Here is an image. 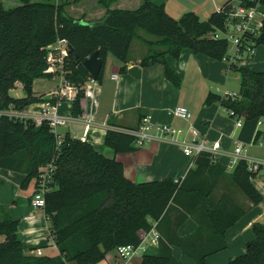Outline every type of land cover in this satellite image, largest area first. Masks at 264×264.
I'll list each match as a JSON object with an SVG mask.
<instances>
[{
	"label": "trees",
	"instance_id": "trees-1",
	"mask_svg": "<svg viewBox=\"0 0 264 264\" xmlns=\"http://www.w3.org/2000/svg\"><path fill=\"white\" fill-rule=\"evenodd\" d=\"M17 1L19 6L13 8L0 2V169L25 175L21 189L26 191L43 167L55 166L44 214L60 254L26 255L13 205L0 206V237L4 238L0 264H100L119 247H138L154 229L160 235L158 252L145 255L142 264H184L176 258L174 249L195 264H208L210 257L227 250V232L247 214V207L227 193L217 195L220 182L229 179L253 206L264 201L253 184L259 173L249 172L246 162H240L230 173L226 166L204 154L183 180L134 183L126 178L122 162L105 157L90 143L70 133L59 142L47 122L37 126L2 113L44 103L42 96L35 94L34 84L38 79L52 78L46 73L48 48L59 40H67L74 49L65 65L67 79L83 87L91 78L84 62L96 52L104 64L98 83L103 81L110 55L123 65L121 72L125 73L132 44L143 31L157 40H142L149 52L141 66L161 65L165 78L180 89L182 80L169 58L179 60L184 50H190L214 61L225 60L230 45L227 39H216L215 35L226 31L234 2L251 8L258 3L264 7V0H229L221 12L206 21L193 12L175 19L163 5L146 0L136 10L112 9L120 0H99L106 13L98 23L70 16L68 2ZM245 38L249 47L264 46V23L259 33H247ZM232 67L241 77L239 94L233 100L231 95L210 93L204 105L219 103L232 119H242L238 140L250 144L263 136L258 127L264 120V71L235 64ZM18 84L24 98L11 95ZM84 98L81 91L73 103V117L84 113ZM120 128L108 130L106 146L116 154L135 152L136 138L117 130ZM190 219L197 224L195 232L180 236L179 230ZM252 230L254 239L245 254L229 264H264V225L257 223Z\"/></svg>",
	"mask_w": 264,
	"mask_h": 264
},
{
	"label": "crops",
	"instance_id": "crops-1",
	"mask_svg": "<svg viewBox=\"0 0 264 264\" xmlns=\"http://www.w3.org/2000/svg\"><path fill=\"white\" fill-rule=\"evenodd\" d=\"M44 1L68 2L69 6L66 11L75 19L98 23L105 18L106 11L99 5V0H84L78 4L74 3V0ZM144 1L120 0L112 6V9L136 10ZM146 1L163 5L166 12L175 19L193 12L200 19L203 18L201 20L206 21L229 0ZM237 3L234 2V4ZM138 35L142 40L156 41L141 36L140 31ZM140 38L135 39L132 44L130 65L125 73L121 72L123 65L112 56L113 60L109 66L110 58L107 60L103 81L97 82L96 86L88 84V86L92 85L94 91V103L88 100L84 113H91L94 118L93 124L87 127L82 116L73 117V105L64 102L59 109L68 119V122L60 133L62 135L70 133L73 138L90 143L97 152L105 157L122 162L126 178L134 183H147L164 179L183 180L187 173L195 167V161L186 157L179 145L168 141L169 138L162 140L157 133L155 134L157 139L148 142L143 147L136 145L137 150L133 153L116 154L106 146L105 137L109 129H114V127L138 129L146 117H151L152 121L158 125L179 126L178 129L184 131L183 136L178 138L179 140L190 141L191 128L208 136L212 141L220 140L224 154L220 163L226 166L231 160L230 157L236 143L239 142L241 129L236 127V123H232L231 117V122L224 118V113H228L229 116L230 113L219 103L210 107H206L204 103L210 93L221 96L239 94L241 77L234 71L232 62L229 60L235 51L234 46L229 49V57L223 61H214L208 57L196 55L190 50H184L179 60L169 58L170 65L182 80V87L177 89L165 78L164 68L161 65L151 64L148 67H142L141 62L145 58L144 55L138 57L132 55L135 41L140 40ZM144 46L147 47L145 43ZM255 51L253 58L245 62L243 66L255 72H262L264 71V46L257 47ZM114 75L117 78H113ZM46 79H49L50 83L44 82V92L40 95L36 94V81L34 84L35 94L42 96L44 103L30 106L29 111H41L51 101L53 93L57 91L59 80ZM17 87L22 88L21 84H18ZM51 103L56 104V100H52ZM178 107L188 108L193 118L190 121L176 118L172 112ZM262 126L259 127L263 133L260 140H264ZM219 128L224 129V131ZM214 130L218 134L219 130L225 132V135H221L225 139L222 140L221 136L220 139L213 137L215 135ZM248 152L253 157L264 158V149L259 147L248 148ZM229 172L231 173V171ZM260 173L253 180V184L264 195V176H260ZM24 180L25 175L23 174L0 169V206L11 207L13 205L12 208L17 216H13L14 220L19 221L20 225L21 219L24 220V228L22 229L19 225V236L26 255L37 256V251L41 250L43 256L57 257L60 252L55 245L52 234L47 232L49 225L44 212L37 211L31 206L30 200L35 192V183L33 182L24 191L21 189ZM29 191L31 192L29 193ZM23 193L27 194L28 198ZM23 203L25 206H22ZM26 206L27 208H24ZM246 207L247 214L227 232V250L210 257L208 264H229L230 261L245 254L247 245L254 239L253 226L257 223L264 225V201L258 206H253L247 202ZM196 228L197 224L190 219L179 230V234L182 237L191 235ZM3 240L4 238L0 237V243ZM158 249L159 243L147 245L145 252L134 257L130 264H142L145 255H156ZM175 250L177 249H174V255L179 261L190 264L184 258L185 256H178ZM229 252L231 253L230 257H226V253ZM100 264H121V261L116 252L112 251Z\"/></svg>",
	"mask_w": 264,
	"mask_h": 264
},
{
	"label": "built area",
	"instance_id": "built-area-1",
	"mask_svg": "<svg viewBox=\"0 0 264 264\" xmlns=\"http://www.w3.org/2000/svg\"><path fill=\"white\" fill-rule=\"evenodd\" d=\"M220 9L218 12H221ZM264 23V7L258 3L251 8H244L238 2L233 4V11L230 14L229 20L226 25V31L219 32L215 35V38L227 39L229 45L234 46V53L232 57H229L232 64L244 67L243 64L253 58L255 55L254 47L248 46L247 33L257 34L261 30ZM223 35L224 37H222ZM246 48V50H245ZM48 70L47 74L52 75V78L59 80V86L51 100H56V104L47 103L46 107L39 112H32L27 110H18L13 108L3 112L14 120L20 121H32L37 126H41L44 122H47L51 128V132L57 137V140L61 142L64 135L60 133V128L67 125L68 119L60 115V107L62 103L66 102L72 104L76 101L81 91H84L85 98L82 100L83 110H85L86 102L91 100L94 103V91L92 85L96 86L97 81H94L91 77L90 80L83 87H78L72 84L66 77L67 71L65 70L66 61L70 55L69 43L67 40H59L56 44L51 45L48 48ZM245 50V51H243ZM227 59V58H226ZM113 78H117L116 75ZM88 84H92L89 85ZM236 95L231 94V98L234 100ZM176 118L184 121H190L193 118L191 111L186 107H178L173 112ZM85 125L90 127L93 124L94 118L91 113L86 112L82 114ZM236 127L241 129L243 126L242 119L235 118ZM263 121L259 123V127L262 126ZM258 127V128H259ZM120 131L128 133L136 138V145L143 147L148 142L157 139L156 133L163 139L169 138L168 141L179 145L185 156L193 159L194 161L201 155L208 154L214 162H221V157L224 156L222 152V142L220 140L212 141L208 136L200 133L194 128H191L190 141L179 140V136H183L184 131L175 128L170 125H158L152 121L151 117H146L142 120L138 129H120ZM178 140V141H177ZM259 147L264 149V140L252 141L250 144L237 142L234 150L232 151L230 161L226 165L229 171H234L236 166L244 161L248 165V170L251 173H260L264 171V158L253 157L249 154L248 148ZM55 166L48 164L40 171L38 179L35 181V192L31 197V206L37 211L44 212L46 208V194L52 191L53 175L55 172ZM177 180L176 182H178ZM49 232V229L47 230ZM160 235L154 229L151 233L143 238V241L138 247L127 246L119 247L116 254L121 264H127L131 262L134 257L139 256L142 252H145L147 245H156L159 243ZM37 256H43L41 250L37 251Z\"/></svg>",
	"mask_w": 264,
	"mask_h": 264
},
{
	"label": "rangeland",
	"instance_id": "rangeland-1",
	"mask_svg": "<svg viewBox=\"0 0 264 264\" xmlns=\"http://www.w3.org/2000/svg\"><path fill=\"white\" fill-rule=\"evenodd\" d=\"M0 1H3L5 3V5L8 7V8H13V7H16V6H19V2L17 0H0ZM203 19V18H201ZM204 21V20H203ZM140 34L141 36H144L146 39L148 38L149 40H157L156 37L154 36H150L148 35L147 33L143 32V31H140ZM222 37H224L223 35H221ZM233 48V45L230 44V49ZM143 50V52H142ZM148 52H149V48L144 46V43L142 41V39L140 40H136L135 41V45L132 49V55L133 56H140V55H144V57H146L148 55ZM108 58L109 61H108V66L110 65V62L111 60H113V57L110 55ZM44 82L46 84H49L50 83V80L49 79H39V80H36V84H35V90H36V94L37 95H40L42 92H44ZM187 88H190V87H187ZM11 95L14 97V98H24L25 97V93L23 91L22 88H19L17 87L14 91L11 92ZM60 115L64 116L63 112L60 111ZM224 118H226L228 121H232L230 119V116L229 114L227 113H224ZM233 124L236 123V120H233L232 121ZM177 128H180L179 126H175ZM218 128V127H216ZM219 129H222V128H219ZM63 128H60V131H62ZM224 131V129H222ZM222 130H219V134L216 130H214V136L215 138H219L221 135H225V132H223ZM262 130L264 131V125L262 126ZM235 131H236V128H235ZM178 138H181V136H179ZM220 139V138H219ZM221 139L224 140V136H221ZM251 156L252 154L249 153ZM260 176H264V171H262L260 173ZM31 191H29L30 193ZM223 193H227L229 194L237 204L239 205H242V206H245L246 207V204H247V199L244 197V195L233 185V183H231V181L227 178H225L224 180H222L219 184V187H218V190L216 192L217 195H221ZM23 195L28 198L27 194H24ZM22 206H25L24 203L22 204ZM24 208H27L24 207ZM15 211L13 210V216L16 214L14 213ZM24 223V220L21 219V225L20 227H22V229L24 228L25 225H23ZM175 253L178 255V256H183L182 253L179 251V250H175ZM231 253H226V257H230ZM186 259L187 262H189L190 264H194L191 260L187 259L186 257H184ZM127 264H130V262H128Z\"/></svg>",
	"mask_w": 264,
	"mask_h": 264
},
{
	"label": "water",
	"instance_id": "water-1",
	"mask_svg": "<svg viewBox=\"0 0 264 264\" xmlns=\"http://www.w3.org/2000/svg\"><path fill=\"white\" fill-rule=\"evenodd\" d=\"M73 52H74L73 47L71 45H69V53L71 54ZM84 65L87 68V70L89 71L93 80L97 81L98 78L100 77V74H101L103 66H104L102 60H100L98 57V53L96 52L92 57L87 59L84 62Z\"/></svg>",
	"mask_w": 264,
	"mask_h": 264
}]
</instances>
